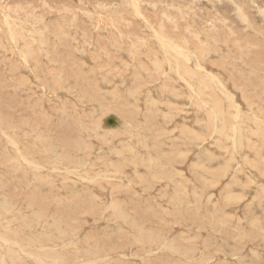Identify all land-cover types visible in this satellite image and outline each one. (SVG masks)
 <instances>
[{
    "label": "rangeland",
    "instance_id": "rangeland-1",
    "mask_svg": "<svg viewBox=\"0 0 264 264\" xmlns=\"http://www.w3.org/2000/svg\"><path fill=\"white\" fill-rule=\"evenodd\" d=\"M0 118V264H264V0H0Z\"/></svg>",
    "mask_w": 264,
    "mask_h": 264
},
{
    "label": "bare ground",
    "instance_id": "bare-ground-1",
    "mask_svg": "<svg viewBox=\"0 0 264 264\" xmlns=\"http://www.w3.org/2000/svg\"><path fill=\"white\" fill-rule=\"evenodd\" d=\"M198 28V27H197ZM51 32V31H50ZM58 37V36H57ZM67 37V36H66ZM58 38H61V36H59ZM157 40V39H156ZM126 42V41H125ZM158 42H160V41H158ZM165 42V41H164ZM8 43V42H7ZM62 43V42H61ZM178 43H180L179 41H178ZM45 44V43H44ZM165 44V43H164ZM167 44V43H166ZM174 45H175V43H174ZM59 46V45H58ZM172 46V45H171ZM132 47V46H131ZM159 47V46H158ZM167 48H169L168 46H167ZM201 49V48H200ZM71 53V52H70ZM174 53H176L177 55V57H179V58H181V60L180 61H188V62H195L194 63V68L193 69H191V73H190V77L192 78L193 77V81H194V83L197 85V84H199L200 82H202V81H198V79H196L195 77H194V72H195V70H198V68H199V66H200V64H201V61L199 60V57H195V59H191L189 56H186L187 55V53H184L183 52V49H182V51H181V53L180 52H175L174 51ZM16 54V53H15ZM198 54V53H197ZM72 55V54H71ZM174 55V54H173ZM175 56V57H176ZM187 57V58H186ZM63 58V57H62ZM19 60V59H18ZM66 60V59H65ZM68 60V59H67ZM108 60V59H107ZM25 61V60H24ZM180 61H179V64H180ZM66 62H68V61H66ZM78 62V61H77ZM117 63V62H116ZM173 63V62H172ZM174 63H176V62H174ZM180 65H182V63L180 64ZM180 65H175V67L174 68H176V66H180ZM120 66V65H119ZM125 67V66H124ZM178 68V67H177ZM78 69V68H77ZM127 69V68H126ZM123 70V69H122ZM199 71V70H198ZM64 73V72H63ZM182 73V72H181ZM200 73V72H199ZM65 75V74H64ZM182 75V74H181ZM198 75V74H197ZM49 76V75H48ZM199 76V75H198ZM47 77V76H46ZM200 78H202V76L200 77ZM53 79V78H52ZM86 80V79H85ZM202 80V79H201ZM49 81V80H48ZM134 81V80H133ZM185 81V79H182V81H181V83H180V81H179V84L181 85V87H182V82H184ZM164 83V82H163ZM49 85V84H48ZM185 85L183 84V87H184ZM98 88V87H97ZM192 89H193V91L191 92V93H189V92H186L188 95H189V98H190V96H192V98H195V96L197 95L198 97H199V94H198V91L196 90V88L197 87H195V88H193V87H191ZM98 90V89H97ZM185 91V88L183 89V92L181 91V94L182 93H185L184 92ZM213 95V94H212ZM201 97V96H200ZM184 98V97H183ZM113 99V98H112ZM185 99V98H184ZM178 101V100H177ZM197 101V100H196ZM217 101V100H216ZM181 102V101H180ZM179 102V103H180ZM183 102V101H182ZM190 102V101H189ZM193 102V101H192ZM199 103V102H198ZM197 103V104H198ZM189 104V103H188ZM191 104V103H190ZM194 104V103H193ZM195 105V106H199V104L198 105ZM220 105H221V103H220ZM231 105V104H230ZM190 106V105H189ZM135 107V106H134ZM196 107V108H197ZM191 108H193V107H191ZM199 108V107H198ZM220 108V107H219ZM4 110V109H3ZM178 111H180V110H178ZM16 112V111H15ZM132 115V114H131ZM194 115V114H193ZM235 115V114H234ZM118 117V116H117ZM223 117V116H222ZM2 118V117H1ZM0 118V119H1ZM113 118H114V120L116 121V126L115 127H117L118 125H120V122L121 121H119V119L118 118H116L115 116H113ZM232 119V118H231ZM230 119V120H231ZM107 120V119H106ZM105 120V121H106ZM167 120V119H166ZM166 120H163V121H166ZM233 120V119H232ZM2 121H3V119H2ZM197 121V120H196ZM167 122V121H166ZM189 122V121H188ZM216 122V121H215ZM171 123H173V122H171ZM198 123V122H197ZM196 123V124H197ZM168 124V123H167ZM199 124V123H198ZM197 124V125H198ZM183 125V124H182ZM187 125V124H186ZM194 125V124H193ZM108 127V126H107ZM151 127H153V126H151ZM189 127V126H188ZM262 127V126H261ZM153 128H155V127H153ZM191 128V127H190ZM201 128L199 127V130H200ZM13 130V129H12ZM112 130V129H111ZM164 130V129H163ZM196 130V129H195ZM194 130V132H196ZM153 131V130H152ZM155 131V130H154ZM188 131V130H187ZM13 132V131H12ZM20 132V131H19ZM186 132V131H185ZM264 132V131H263ZM164 133V132H163ZM184 133V132H183ZM14 134H16L15 132H14ZM155 134H158V133H155ZM199 133H197V134H195V135H198ZM20 135V134H19ZM133 135V134H132ZM160 135V134H159ZM193 135V134H192ZM14 136H18V135H14ZM28 136V135H27ZM187 136V135H186ZM160 137V136H159ZM197 137H199V136H197ZM13 138V137H12ZM11 138V139H12ZM188 138V137H187ZM191 138H192V136H191ZM153 140H155V139H153ZM196 140V139H195ZM200 141V140H199ZM248 141V140H247ZM13 142V141H12ZM24 142V141H23ZM15 144V143H14ZM147 144V143H146ZM199 144V143H198ZM16 145V144H15ZM145 145V144H144ZM135 150V149H134ZM146 151V150H145ZM166 153V152H165ZM164 153V154H165ZM237 155V154H236ZM14 156V155H13ZM177 156V155H176ZM188 156V155H187ZM147 159V158H146ZM165 159V158H164ZM201 159V158H200ZM11 160V159H10ZM151 160H152V157H151ZM160 162V161H159ZM241 162V161H240ZM192 164V163H191ZM196 164V163H195ZM16 165V164H15ZM23 165V164H22ZM17 166V165H16ZM197 166V165H196ZM7 167V166H6ZM20 167V166H19ZM184 167V166H183ZM195 167V166H194ZM9 168V167H8ZM20 169V168H19ZM18 169V170H19ZM124 170V169H123ZM198 170V169H197ZM200 171V170H199ZM121 173V172H120ZM156 174H159V173H156ZM155 175V174H154ZM197 175H198V173H197ZM16 176V175H15ZM13 178V177H12ZM194 178V177H193ZM156 179V178H155ZM184 179V178H183ZM16 181V180H15ZM169 182V181H168ZM198 182H200V181H198ZM10 183H11V181H10ZM181 185V184H180ZM11 186V185H10ZM9 186V187H10ZM22 186H23V184H22ZM177 186V185H176ZM24 187V186H23ZM173 187V186H172ZM181 187V186H180ZM14 188V187H13ZM25 188V187H24ZM185 188H186V186H185ZM6 189H7V187H6ZM10 189V188H9ZM181 189V188H180ZM184 189V188H183ZM12 190V189H11ZM177 190V189H176ZM199 190V189H198ZM229 190V189H228ZM15 192V191H14ZM194 192V191H193ZM192 192V193H193ZM15 193H19L18 191L17 192H15ZM178 193V192H177ZM232 194V193H231ZM22 195V194H21ZM198 194H196V196H197ZM225 195H227V194H225ZM230 195V194H229ZM193 196V195H192ZM4 199V198H3ZM3 199H1L2 201H3ZM5 200V199H4ZM9 200V199H8ZM4 202V201H3ZM6 203V202H5ZM5 203H0V211H8L7 209H9L10 208V203H9V205H6ZM11 206H13V205H11ZM181 206V205H180ZM244 206V205H243ZM16 207V206H15ZM14 209V208H13ZM18 209V208H17ZM237 209V208H236ZM11 211V210H10ZM14 211V210H13ZM9 212V211H8ZM16 212V211H15ZM241 220V219H240ZM4 222V221H3ZM6 222V221H5ZM7 223V222H6ZM11 230V229H10ZM204 248V247H203ZM221 256V255H220ZM20 259V258H19ZM75 261V260H74ZM58 263V262H57ZM90 263H92V262H90ZM59 264V263H58ZM89 264V263H88ZM94 264H95V262H94Z\"/></svg>",
    "mask_w": 264,
    "mask_h": 264
},
{
    "label": "water",
    "instance_id": "water-1",
    "mask_svg": "<svg viewBox=\"0 0 264 264\" xmlns=\"http://www.w3.org/2000/svg\"><path fill=\"white\" fill-rule=\"evenodd\" d=\"M106 126L108 127H115L116 126V121L114 120L113 116L109 117L106 121H105Z\"/></svg>",
    "mask_w": 264,
    "mask_h": 264
}]
</instances>
